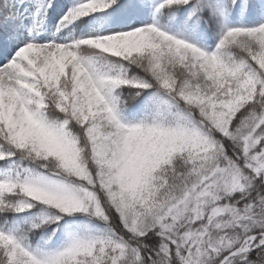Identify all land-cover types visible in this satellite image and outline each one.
<instances>
[{
  "label": "snow or ice",
  "instance_id": "obj_1",
  "mask_svg": "<svg viewBox=\"0 0 264 264\" xmlns=\"http://www.w3.org/2000/svg\"><path fill=\"white\" fill-rule=\"evenodd\" d=\"M0 264H264V0H0Z\"/></svg>",
  "mask_w": 264,
  "mask_h": 264
}]
</instances>
